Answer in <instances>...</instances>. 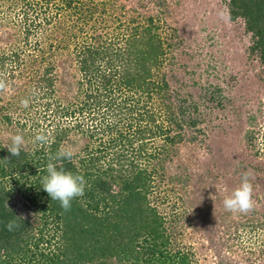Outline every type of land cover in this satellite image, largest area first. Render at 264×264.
<instances>
[{"label":"trees","instance_id":"1","mask_svg":"<svg viewBox=\"0 0 264 264\" xmlns=\"http://www.w3.org/2000/svg\"><path fill=\"white\" fill-rule=\"evenodd\" d=\"M225 1L228 17L242 19L252 34L250 53L264 65V0ZM172 2L177 3L0 0L1 21L10 19L16 28L0 38V73L18 79L10 104L16 110L28 99L23 117L46 122L44 127L36 122L30 138L51 133L48 145L35 143L18 157L0 143V264L194 263L190 245H178L177 202L172 201L170 212L159 204L170 201V194L181 196L176 185L185 187L192 179L187 164L176 159L180 146L194 150L208 145L209 134L201 126L209 120L206 102L212 110L225 95L215 83L199 86L195 97L183 93L182 84H169L167 63L174 81L182 80L176 70L184 67L173 62V51L181 44L178 29L165 20ZM126 7L131 13L124 22L120 14ZM94 110L100 116H90ZM12 120H19L15 112L0 114V122L8 125ZM76 134L83 139L81 151L71 163H56L83 175L87 187L64 211L43 190L41 180L48 157L75 141L70 135ZM252 134L245 132L247 143ZM190 156L196 160L193 151ZM201 175L213 176L208 166ZM210 188L202 186L199 211L181 197L183 209L192 208L201 227L210 209ZM16 197L31 203L32 216L24 217L9 204ZM11 220L19 224L13 231L6 228Z\"/></svg>","mask_w":264,"mask_h":264},{"label":"rangeland","instance_id":"2","mask_svg":"<svg viewBox=\"0 0 264 264\" xmlns=\"http://www.w3.org/2000/svg\"><path fill=\"white\" fill-rule=\"evenodd\" d=\"M173 1L177 3L169 5L170 13H167L165 20L178 29V41L181 44L178 50L173 51V62L184 64V67L176 70L182 80L174 81L172 70H169L172 65L167 63L169 84L172 88L182 84V92H189L194 97L198 94L199 86L220 84L225 98L221 105L212 110L209 108L211 103L206 102L205 111L209 113V120H204L201 126L209 134L208 145L201 144L193 150L181 144L176 159L181 158L194 176L185 187L176 185L177 193L181 196L174 198L170 194L168 196L172 199L163 205L159 204V207L170 212L172 201L177 202L173 212H181L178 214L181 216L180 227L177 224L181 234H178V245H190L194 252L193 264H264V65L256 54L250 53L253 37L245 30L243 20L228 17L225 0ZM130 13L126 7L124 13L120 14L124 22ZM104 18L107 24H113L111 17ZM9 20L5 23L0 19V38L3 33L16 30ZM65 51H68L67 48ZM72 70L76 73V69ZM0 75L8 85L7 91L0 92V114L13 111L19 119L12 120L13 123L8 125L0 122V143L3 147L10 145L9 137L21 134L25 139V148H33L36 145L33 142L35 137L30 138L28 133L35 132L31 130L36 122L43 127L46 122L27 120L21 113L23 106L16 105L19 107L16 110L11 106V97L17 93L15 83H18V79L6 73ZM24 81L20 79L19 82L22 84ZM22 95L20 93V98ZM36 110L37 107L33 112ZM92 112L96 113L97 110L91 111L90 116ZM97 113L100 116L99 111ZM86 119L80 120L89 124ZM72 121L68 119V122ZM22 122H26L25 129H21ZM211 124L213 126L210 128L206 127ZM247 130L253 132L249 143L245 137ZM70 137L75 141L69 142L66 147H73L77 154L81 151L83 139L79 134ZM192 151L196 160L190 156ZM206 166L213 176H198ZM246 172L250 173L253 185L254 209L246 214L227 211L223 200L240 185ZM205 183L211 187L207 202L210 209L208 214H204L205 221L201 227L198 217H192L191 209L198 210L202 205L203 199L199 194L203 192ZM166 186L168 188L169 183ZM181 197L187 199L185 205L189 200L192 201L193 207L183 209ZM9 204L24 217L33 215L32 205L25 198L16 197ZM185 218H190L192 225H187L189 223Z\"/></svg>","mask_w":264,"mask_h":264},{"label":"clouds","instance_id":"3","mask_svg":"<svg viewBox=\"0 0 264 264\" xmlns=\"http://www.w3.org/2000/svg\"><path fill=\"white\" fill-rule=\"evenodd\" d=\"M8 90L5 80L0 79V92ZM23 107H28L29 100L22 102ZM11 144L5 145L9 153L13 157H18L26 147L23 135L16 134L9 137ZM34 143L41 146L48 145L51 142V133L40 132L34 138ZM76 155L73 147H60L54 155L48 157L46 166L47 174L42 177L41 187L48 193L51 200H56L64 211H69L72 201L85 194L87 181L83 175L74 174L66 171L63 167H58V161H67L71 163ZM8 206V204H7ZM223 206L227 211L232 213H248L254 209L255 202L253 199V185L250 182V173L243 174L241 183L223 200ZM19 227L15 220H11L6 224L9 231H13Z\"/></svg>","mask_w":264,"mask_h":264}]
</instances>
